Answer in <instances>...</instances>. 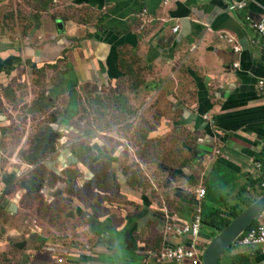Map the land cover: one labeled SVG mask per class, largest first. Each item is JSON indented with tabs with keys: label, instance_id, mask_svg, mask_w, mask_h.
I'll return each mask as SVG.
<instances>
[{
	"label": "crops",
	"instance_id": "obj_1",
	"mask_svg": "<svg viewBox=\"0 0 264 264\" xmlns=\"http://www.w3.org/2000/svg\"><path fill=\"white\" fill-rule=\"evenodd\" d=\"M235 3L243 6L231 8ZM57 9L36 15L23 33L10 28L0 3V145L19 118L29 125L33 115L59 110L64 100L70 112L56 114L42 137H61L55 145L49 138L45 151L58 156L55 172L71 170L67 135L54 131L70 128L75 135L81 92H101L111 96L109 107L116 105L122 119L101 137L122 139L128 156L136 154V166L127 167L130 156L116 158L117 165L107 161L105 179L116 178L113 190L104 184L91 189L84 181L76 185L82 187L78 195L69 191L75 197L72 224L83 226L75 229L81 244L56 242L54 260L175 264L161 255L193 245L204 264L214 240L264 196V36L253 26L264 14V0H67ZM20 98L25 103L15 105L22 108L13 115ZM89 128L83 137L89 133L86 153L93 154L92 123ZM102 160L93 163L96 171ZM118 191L123 198L114 206L109 198ZM53 197L65 198L60 192ZM63 203L51 204L63 213ZM198 213L199 235L179 234ZM205 214L222 219L205 221ZM225 219L231 223L221 229ZM259 225L264 212L249 230ZM245 235L219 264H264V244H242Z\"/></svg>",
	"mask_w": 264,
	"mask_h": 264
},
{
	"label": "rangeland",
	"instance_id": "obj_2",
	"mask_svg": "<svg viewBox=\"0 0 264 264\" xmlns=\"http://www.w3.org/2000/svg\"><path fill=\"white\" fill-rule=\"evenodd\" d=\"M65 1L67 0H0V3L2 12L13 24L10 28L27 33L29 26L35 22L36 15L58 13L60 10L57 8ZM112 100L109 94L93 92L86 97L82 91L78 104L74 108L77 121L72 126L76 129V134L74 135L75 132L70 128L62 129L61 132L59 129L57 132L54 131L67 135L65 143L70 150L66 163L71 170H65L62 174L53 170L58 156L54 151L53 154L45 151V144L51 135L48 138L42 137V132L48 122L56 118V114L60 117V113L70 112L66 101L61 100L58 105L59 110L46 109L33 115V118L29 116L31 120L29 125H25V120L20 118L19 123L14 124L8 139L0 145V264H58L57 259L54 260L59 249L55 245L56 242L61 241L64 245L81 244V232L75 229L83 226L79 221L72 224L74 217L70 216L73 209L70 202L72 203L75 197H72L69 191L78 195L82 187L76 185L84 181H87L86 186H91V189L100 190L101 185L104 184L113 190L116 186V178L110 176L105 179L108 173L107 163L113 162L117 165L119 161H116V158L129 157L128 149L122 148L117 138L101 137V132L122 123L116 110L117 106L109 107ZM24 101L21 98L18 103L15 101L12 105L13 115L22 108L15 110L17 108L15 105L25 103ZM80 123H86L87 126ZM90 123L95 129L93 154L86 153L84 141L85 138L90 137L87 136L89 133L83 137V132L90 130ZM142 129L145 128L142 127ZM26 132L29 133L27 138L23 136ZM60 138L53 135L51 144L55 145ZM102 158L100 165H103V168L96 171L95 168L98 165L93 163ZM18 161L23 164H18ZM76 167H80L81 170H76ZM83 168L90 171L89 178L84 176ZM119 171L124 178H129L122 167H119ZM44 174L48 176L45 177ZM36 182L40 183L36 185L42 184L41 188L35 187ZM58 192L64 194L65 198H54L53 194ZM90 195H92L91 191ZM97 195L94 193V196ZM122 198L118 191L109 200L116 206L121 204ZM60 199L64 200L63 213L60 207L51 204ZM93 203L98 204L100 201L94 200ZM80 208L83 210L84 204ZM37 237L39 238L36 239ZM23 242H26V245Z\"/></svg>",
	"mask_w": 264,
	"mask_h": 264
},
{
	"label": "built area",
	"instance_id": "obj_3",
	"mask_svg": "<svg viewBox=\"0 0 264 264\" xmlns=\"http://www.w3.org/2000/svg\"><path fill=\"white\" fill-rule=\"evenodd\" d=\"M243 6V3H235V5H232L231 8H240ZM254 28L258 30L259 33H261L264 36V14L262 15V18L254 23ZM180 29V24H177L173 31L176 33ZM232 42V40H230ZM237 51H239L238 48H236ZM237 65V64H236ZM264 84V82H261ZM262 186L264 188V182L262 183ZM205 191L200 190L198 192L199 196L202 198L204 196ZM199 212V210H198ZM199 214V213H198ZM196 214L194 221L191 223V227H185L184 230L179 231V234L185 233H191L194 237H197L199 235V231L202 225L200 214ZM242 244L245 245H262L264 244V225H259L256 228L250 229L247 234L242 238L241 240ZM161 260L167 259L170 261H173L175 264H181L183 259H189L192 261V264H202V261L200 259V256L198 255L196 251V247L193 245H190L189 248L183 249H172L169 251H165L163 255H161Z\"/></svg>",
	"mask_w": 264,
	"mask_h": 264
},
{
	"label": "water",
	"instance_id": "obj_4",
	"mask_svg": "<svg viewBox=\"0 0 264 264\" xmlns=\"http://www.w3.org/2000/svg\"><path fill=\"white\" fill-rule=\"evenodd\" d=\"M52 139V138H51ZM264 212V196L243 212L210 245L204 264H219L222 255L234 245Z\"/></svg>",
	"mask_w": 264,
	"mask_h": 264
},
{
	"label": "trees",
	"instance_id": "obj_5",
	"mask_svg": "<svg viewBox=\"0 0 264 264\" xmlns=\"http://www.w3.org/2000/svg\"><path fill=\"white\" fill-rule=\"evenodd\" d=\"M250 204V202L248 203V205ZM241 214V212H239V211H237V212H235L234 214H233V216H239ZM205 215H207L206 217H205V221H207L206 219L208 218V217H211V218H214V217H216V218H221L219 215H213V214H205ZM222 219V218H221ZM218 223V222H217ZM230 223H231V220L230 219H225V220H223L221 223H218L220 226H221V229H225L227 226H229L230 225ZM5 261H6V259H5ZM6 263H7V261H6Z\"/></svg>",
	"mask_w": 264,
	"mask_h": 264
},
{
	"label": "flooded vegetation",
	"instance_id": "obj_6",
	"mask_svg": "<svg viewBox=\"0 0 264 264\" xmlns=\"http://www.w3.org/2000/svg\"><path fill=\"white\" fill-rule=\"evenodd\" d=\"M114 127H112V128H109V129H107L106 131H109V130H112ZM107 138H109V139H113L114 137H107ZM122 139H118L117 138V141L119 142V141H121ZM130 157H129V161H128V164H127V167L128 168H133L131 165H134V167L136 166V154L134 153L133 155L132 154H130L129 155Z\"/></svg>",
	"mask_w": 264,
	"mask_h": 264
}]
</instances>
